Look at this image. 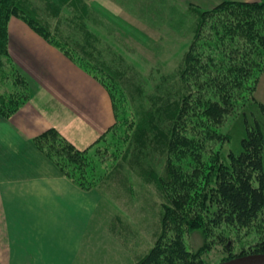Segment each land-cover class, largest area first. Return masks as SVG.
Instances as JSON below:
<instances>
[{"label": "rangeland", "instance_id": "1", "mask_svg": "<svg viewBox=\"0 0 264 264\" xmlns=\"http://www.w3.org/2000/svg\"><path fill=\"white\" fill-rule=\"evenodd\" d=\"M224 1L264 4V0L17 3L20 13L12 15L7 25L12 19L20 21L37 36H44L30 27V15L37 21L38 29H46L51 42L43 39L62 53L71 54L65 55L72 61H81V69L96 81L95 77L100 78L115 99L117 116L112 106L111 127L115 126L102 140L87 147L84 157L89 167L84 172L75 171L84 184L89 181L92 185L81 189L73 183L81 191H93L100 201L74 264H135L163 233L162 241L166 242L180 233L187 251L197 255L202 264H219L234 257L262 253L259 249L264 246V208L257 220L246 226L214 222L213 215L220 204L226 203L216 192L218 177L223 173L234 177L235 159L242 152L247 128L258 125L264 130V40L256 42L259 54L249 56L258 63L257 69L250 70L252 79L244 82L241 78L247 88H239L240 96L230 102L231 112L218 124L208 122L200 109L217 101L212 86H205L199 107L193 108L192 100L198 98L197 94L193 99L197 84L183 74L185 55L197 35L194 28L199 24L200 13ZM257 14L262 17L264 10ZM258 25L252 30L264 35L263 18ZM203 31L199 36L202 48L214 41L208 27ZM213 54L222 57L224 52L218 50ZM3 70L0 95L15 92L17 98L21 97L24 85L19 84L17 72L7 67ZM127 75L138 82L131 84ZM182 98L191 103L192 111L186 109V117L193 118L188 122L182 118L178 123L179 137L193 142L188 147L169 150V107ZM169 166L176 171L178 182L173 176L168 179ZM194 171L198 172L197 177L192 176ZM183 194L184 204L179 202ZM165 214L169 217L166 224ZM183 219L193 222L192 228Z\"/></svg>", "mask_w": 264, "mask_h": 264}, {"label": "crops", "instance_id": "2", "mask_svg": "<svg viewBox=\"0 0 264 264\" xmlns=\"http://www.w3.org/2000/svg\"><path fill=\"white\" fill-rule=\"evenodd\" d=\"M7 35L29 96L10 118L0 117V264H74L100 200L66 179L34 138L53 128L86 149L114 123L111 99L27 24L12 19Z\"/></svg>", "mask_w": 264, "mask_h": 264}, {"label": "trees", "instance_id": "3", "mask_svg": "<svg viewBox=\"0 0 264 264\" xmlns=\"http://www.w3.org/2000/svg\"><path fill=\"white\" fill-rule=\"evenodd\" d=\"M19 2L20 0H0L1 72H4V67L17 72L8 51L7 23L12 15L20 13L17 6ZM263 10L264 4L262 3L224 1L214 6L213 9L200 13L199 24L196 29L194 28V32L197 35L185 55L184 63L186 67L183 74L188 76L194 84H197L193 99L197 98V94L198 98L196 101L192 100L195 102L193 108L199 107L198 102L201 103V93L206 91L205 86L211 85L212 89H214L213 92L216 93L217 101L210 102L206 108L200 107L202 114L206 116L207 121L211 124L220 123L223 117L231 112L232 105L230 102L240 96L241 90L238 91L239 88H247L245 83L240 81L241 78L244 82L250 81L252 79L250 70L257 69V61L252 62V59L255 58H250L249 56L259 54L256 42L264 40V35L261 34V31L252 30L253 28H259V20L262 21V18L264 19V15L261 17V15L257 14ZM27 17L31 19L28 22L30 27L40 33V35H44L42 37L51 42L44 32L46 29H38L37 21L30 15ZM206 27L209 28L210 36L214 38V41L207 43V47L204 45V48H202L199 36ZM226 37L228 43L225 41ZM218 50L224 52L222 57L213 54V52L216 53ZM65 54L71 56L67 52ZM70 59L72 60V58ZM75 62L82 66L81 61ZM17 75L21 80H19V84L24 85V94L19 98L16 97L15 92H5L0 95V115L3 118H10L28 100L27 83L18 72ZM108 77L110 78V76ZM95 78L108 92L117 116L114 95L110 93L109 87H106L100 78ZM127 78L132 81L131 84L133 85L138 82L134 79V76L127 75ZM231 89H233V92H231ZM220 92L222 93L220 94ZM185 105H188L186 106L188 108H185ZM190 105L191 103L187 99L182 98L181 101L176 99L174 104L169 107V116L166 120L169 123V131H171L170 136H167L169 150L178 149L179 147L185 148L193 142L184 136L179 137L180 130H178V123L182 121V118L186 122L193 118L192 116L189 119L186 117V109H189L190 112L192 111V108L189 107ZM182 108L185 109L182 110ZM191 122L193 123V121ZM114 126L109 127L95 143L102 140ZM47 140L51 143L48 144ZM56 142L59 145H56ZM34 143L70 181L81 189H89L91 187L92 183L88 181V184H84V179L77 178L75 175V171L84 172L89 167L88 159H85L84 156L90 147L85 150H78L53 128L34 138ZM241 147L242 152L235 159L234 177L229 178L225 173L218 177L216 192L226 203L219 205L218 211L213 215L214 222L246 226L256 221L264 208V130L258 125L253 128H247ZM60 159L65 161L61 162ZM166 174L168 179L173 176L176 182L179 181L176 171L171 169L170 166L166 169ZM192 176L197 177L198 172L194 171ZM185 183H182L181 186ZM183 188L185 189L186 185ZM183 188L179 190L185 193ZM179 202L185 203V194L179 196ZM168 210L169 208H167ZM168 218L167 214H165L163 223L166 224ZM184 221L192 228L193 222ZM196 224H198L197 221ZM165 228L168 230V225H165ZM163 232L166 231L163 230ZM164 235V233L161 234L149 252L139 258L135 264H202L197 255L193 256L187 251L180 233H176L174 238L167 242L162 241ZM259 250V252L264 253V246Z\"/></svg>", "mask_w": 264, "mask_h": 264}, {"label": "water", "instance_id": "4", "mask_svg": "<svg viewBox=\"0 0 264 264\" xmlns=\"http://www.w3.org/2000/svg\"><path fill=\"white\" fill-rule=\"evenodd\" d=\"M219 264H264V253L248 254L224 260Z\"/></svg>", "mask_w": 264, "mask_h": 264}]
</instances>
